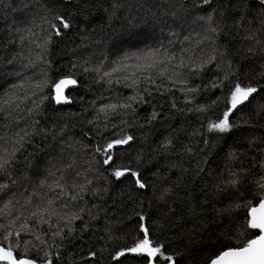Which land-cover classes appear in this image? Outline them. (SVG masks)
I'll use <instances>...</instances> for the list:
<instances>
[{
    "label": "snow or ice",
    "instance_id": "6c2138e0",
    "mask_svg": "<svg viewBox=\"0 0 264 264\" xmlns=\"http://www.w3.org/2000/svg\"><path fill=\"white\" fill-rule=\"evenodd\" d=\"M13 2L0 0L5 19ZM144 3L45 0L40 25H8L6 33L0 29V37H9L0 39L5 52L0 57V88L4 89L0 116L6 122V135L0 137V264H123L126 260L180 264L194 247L199 246L197 251L208 247L201 244L205 233L216 236L220 250L204 264H264V135L259 134L264 131V0H164L157 10L133 15V5L142 8ZM253 3L260 9L257 27H253L257 16L249 20ZM97 16L99 29L93 26ZM36 27L42 35L39 43L33 38ZM157 28L159 35H145ZM74 29L83 51H88L84 41L94 48L80 61L83 72H94L93 83L108 92L115 88L116 94L102 95L99 100L108 102L98 108V100L90 102L95 114L86 124L91 132L82 135H94L96 140L80 144L89 155L87 167L69 182L65 169L74 167V162L63 167L55 163L57 140L73 147V142L63 139L66 125L58 129L55 124L42 125V118L50 104L76 103L67 92L81 82L78 63L61 73L47 56L49 46ZM241 30L245 33L241 43L249 44L242 55L232 51ZM25 41H30L27 55ZM33 44L39 52H32ZM93 58L97 63L89 67ZM257 60L262 62L257 65ZM214 64L215 74L204 82ZM40 65L35 83L24 78ZM120 87L131 94L123 96ZM177 92L183 94L179 103ZM165 96L171 100L168 112L153 110L146 123H139L138 106ZM201 98L207 102L201 103ZM245 110L246 117L233 119ZM190 113L196 115L198 127L175 153L178 137L171 133L156 147L147 146L159 118ZM109 117H119L118 122ZM20 123L25 124L23 129ZM11 129L15 131L9 137ZM181 129L187 131L183 122L174 131ZM137 131L142 134L139 138ZM193 139L198 141L195 146ZM138 144L135 155L128 151ZM226 144L227 161L243 162L250 156L251 164L229 167L226 174L225 169H213L212 158ZM28 147L33 151L25 156ZM172 154L182 158L169 169H179L176 181L167 173L161 176L164 169L154 162ZM185 158L190 161L188 168L183 165ZM149 166L156 168L151 183L145 176ZM129 205L131 215H118L121 207ZM133 216L137 226L128 228L125 220L131 222ZM78 243L89 244L86 254Z\"/></svg>",
    "mask_w": 264,
    "mask_h": 264
},
{
    "label": "trees",
    "instance_id": "16d2710c",
    "mask_svg": "<svg viewBox=\"0 0 264 264\" xmlns=\"http://www.w3.org/2000/svg\"><path fill=\"white\" fill-rule=\"evenodd\" d=\"M163 1V0H161ZM23 0H20L19 3H17V0H14L12 3V8L8 10L7 12V19H5V14L3 12H0V29H3L6 33L8 25H15L16 23L12 22L11 17H12V9H21L24 7V5H21ZM67 3L68 0H65ZM151 2L150 5L148 3ZM149 2L145 3L146 7L150 8H157L156 4H160L159 0L155 2V0H149ZM16 3V5H15ZM37 7L41 10V12L38 15V21H40V17L43 15V6L45 5V0H36L35 1ZM154 3V4H153ZM15 5V6H14ZM148 5V6H147ZM144 8V6H143ZM142 8L138 6H133V15L139 13ZM260 9L259 7L253 3L251 7V14L249 16V20L252 19L253 16H257V24H254L253 27L258 26V13ZM29 12L32 13V10ZM27 15V14H26ZM41 21L38 22V25H40ZM93 26H95L97 29L100 28V18L97 16L93 20ZM116 27L119 28L120 24L117 23ZM15 28L16 27L15 25ZM15 28L13 31H15ZM38 30V29H33ZM160 29L157 28L156 31H159ZM233 32L235 33V29H233ZM167 32H165L166 34ZM244 31L241 30L239 33V37H237L236 41L233 43L232 46V51H237L239 50V53L242 55L244 53V50L249 47V44L247 41H244L241 43L240 38L244 36ZM183 37H181L182 39ZM0 39L7 40L9 37L5 34L3 37H0ZM30 41H25L24 42V53L27 55L29 52L28 44ZM224 39L220 40L221 44H224ZM144 45V44H142ZM82 41L80 38V34L78 30L74 29L72 32H69L65 38L61 41L56 42L54 45H50L48 49L47 56L48 58L52 61L54 64L55 68L59 69L61 73L65 72L68 67H71V64L73 62H76L77 60V55L78 51L82 50ZM18 48V46H16ZM83 47H88V51H86V54H90L94 51V48L89 47L88 41L85 43L83 42ZM80 49V50H79ZM16 48L13 49L15 51ZM31 50L32 52H35V45H31ZM5 52L3 49V46L0 45V57L4 56ZM11 55V52L9 53ZM98 55V54H97ZM33 58H35L33 56ZM38 62V61H37ZM243 62V61H242ZM262 61L257 60L256 64L259 65ZM97 63V59L93 58L92 63L88 65L89 67L95 65ZM78 68L76 69L77 72L80 73V83L78 87L74 91L67 92V94L72 97L76 103L70 104V105H55V104H50L46 107L45 112H44V117L42 118V125L46 124L47 126L51 127L52 125H56L57 129L59 127L65 126L66 125V135L64 136V141H71L73 142V147L71 148H66V144L63 143L60 140H57L56 146H62L64 148L69 149L68 155L64 162L62 161V158L59 159V162L56 163L57 167H63V164L67 163H72L74 162V167L65 169L67 173V179L69 182H71L75 178V173L77 171H80L83 173V170L85 167H87L86 161L89 159V155L83 151L80 150V144H89V143H95L96 137L94 135H89L87 137L83 136L82 133L84 131H89L91 132V126H88L86 124V121L88 119H91L93 115L95 114L93 109L91 107H88L90 102L93 100H98V103L96 104V107H99V103H102L103 100H99V98L103 96H109L112 97L115 95V88H113L112 92L105 91L103 86H97L96 84L93 83V80L95 79V73H84L83 68L84 64L80 63L78 64ZM247 67V64H245ZM216 65L210 66L209 72L203 77L204 82H207L212 78V75H214V69ZM33 71V70H32ZM31 72H27L24 74V78L30 77L32 75ZM222 74V73H221ZM56 77H53L55 79ZM36 80L34 79L32 83H35ZM7 87V85H5ZM29 86L26 84L25 89H27ZM89 87L91 88V91H89ZM119 87V86H115ZM119 92L123 96H128L131 94L130 89H125L120 87ZM4 94V89L0 88V97H3ZM20 94H23V90H21ZM176 95L179 97V102L183 101V94L177 92ZM81 97H83V103L80 102ZM201 103H206L207 101L202 99L200 100ZM170 103L171 100L168 98V96H165L163 99L157 97L153 103L150 104H143L139 105L137 108V113H138V122L139 123H146L147 117L152 113L153 110H155L157 113L161 112V109L163 108L164 112H168L170 108ZM30 106V105H29ZM88 107V111L85 113L83 111L84 108ZM247 116V111L245 110L244 112H237L236 115L233 117L234 120H240L241 117H246ZM109 119L112 120V123H117L119 117H109ZM182 122L184 123V128L187 129L185 132L183 129H181L179 132L174 131L175 129H179L181 127ZM99 123L103 125L104 119L103 115L100 117ZM5 124L6 122L3 121V117L0 116V137H3L6 135L5 133ZM25 126L24 123L19 124V128L23 129ZM198 127V121L197 117L195 114H188L187 117H176L175 119L169 117H161L159 118L155 124L153 125L151 129V135L147 138V146L148 147H156L157 144L163 141L164 137L169 136L171 133L174 137H178V140L175 143V148L172 149V152L175 153L183 144H186L189 142V136L193 130V128ZM12 131H15V129H11L10 131L7 132V136H11ZM147 131V129H145ZM260 135H264V131H261L259 133ZM137 137H141V132L137 131L136 132ZM49 143H52V138L49 136L48 138ZM79 142V143H77ZM193 146L197 144V140L193 139L192 141ZM201 146H202V142ZM231 143V140L228 141V144ZM228 144L224 145L223 149L216 153V155L212 158V163L211 167L217 171L220 169H225V174L227 173V169L229 167L238 169L241 164L243 163L244 167H248L249 164H251V157L249 156V159L247 161H234V162H229L226 160L225 153L228 151ZM3 145V141H0V146ZM138 145H134L132 149H128V151L132 152L133 155H135L136 150L139 148ZM8 147H11V144L8 145ZM41 147H43V144H41ZM33 149L32 147L27 148V152L24 154L25 156L27 153L32 152ZM120 153L117 152V155ZM161 157H163V152L161 153ZM157 157V160L154 162H157V166L162 167L164 170L161 171V176H164L166 173L168 176H170L172 181H176L178 176L180 175L179 169H169L171 168V165L174 163H179L180 160L182 159L180 156H177L175 154L169 155L167 157L161 158ZM24 156L20 157V160L23 161ZM63 162V163H62ZM127 163V161H125ZM183 165L185 168H188L190 165V161L187 160L186 158L183 159ZM191 166L194 168L195 163H192ZM156 171L155 167L149 166L148 170L145 172V176L148 178L149 182H152V173ZM124 183H127L124 181ZM204 181L201 180L199 186H203ZM148 193L151 194V189L148 190ZM110 203V201H109ZM225 203H227V200H225ZM0 206H2V201H0ZM218 207L220 205H217ZM131 209L132 205H129L127 209L121 207L120 213L118 215L127 217L131 215ZM241 222L243 221V216L240 217ZM103 221H101L102 225ZM125 223H127L128 228H133L137 226V217L133 216L131 219V222H128L125 220ZM226 223V222H225ZM235 227V226H234ZM213 232L215 230H212ZM91 235V233H89ZM87 240V237L84 238ZM232 243L235 244L236 241L235 239L232 240ZM201 244H207L208 247H203L202 250L197 251L196 248L199 246H196L193 248L192 254L190 257H186L185 260L181 261L180 264H204V260L206 258H210V256L220 250V244L216 241V236L214 234H209L205 233L201 240ZM215 244V247H212V245ZM173 247L175 248L176 245L173 244ZM77 248L81 249L85 254L87 252V249L89 248L88 243H83L77 244ZM69 251H73L72 249H69ZM67 256V253H65ZM59 264V261L57 262ZM123 264H137L136 261L132 260H126L123 261Z\"/></svg>",
    "mask_w": 264,
    "mask_h": 264
},
{
    "label": "rangeland",
    "instance_id": "374dc122",
    "mask_svg": "<svg viewBox=\"0 0 264 264\" xmlns=\"http://www.w3.org/2000/svg\"><path fill=\"white\" fill-rule=\"evenodd\" d=\"M19 1L20 0H17V3H19ZM35 1L36 0H23L21 5H28L27 8H25V7L21 8V9L14 8V9H16L15 11H13V9H12V13L13 14H12L11 20H12V22L16 23L15 24L16 27H18V28H26V27L30 26L32 23H35L36 25H38V22H40V21H38V15L41 12V10L39 9V7H37ZM156 1L157 0H155V2ZM147 2H149V0H146V3ZM159 2H160V4H156V5H163L164 0L163 1L159 0ZM150 4H151V2L148 3V5H150ZM15 5H16V3H15ZM133 6H137V4H134ZM143 6H144V8L142 7L143 10H141L139 12V15H141V16L144 15V11L145 10H153V11L157 10V8H150L149 9V7H146L145 3H144ZM30 10H32V13L29 12ZM34 29H38V30H34L33 31V32L36 33V36L33 37V38L36 39V43H39L40 40L42 39L40 28L36 27ZM165 32H167V31H165ZM165 32L163 33L164 37L167 36V33L165 34ZM159 34H160V30L156 31L155 33H152L151 31H148V32L145 33V35H159ZM85 43H87V41H85ZM137 47L143 48L144 45L137 44ZM35 50H36L35 52H39L40 51L36 47H35ZM205 51L206 52L208 51L207 47H205ZM35 52H33V53H35ZM85 52L86 51H83V50L78 51L76 63L80 64V61H82L83 59L88 58L90 56V54H86ZM37 64L39 65V61L37 62ZM41 70H42V65L37 66V67H35L33 69L32 75L30 77H27V75H26L25 78L31 80V82H32L34 80V79H32L33 73H35V79H39V73L41 72ZM115 94H116V92H115ZM107 102L108 101H104V100L102 101V103H107ZM112 102H115V101L113 100ZM62 148L64 149L63 151H61ZM66 148H68L67 144H66ZM66 148H64L62 146H56V148H55V163H58L60 158H62V161L64 162V160L66 159V157L68 155V152H69V149L66 150Z\"/></svg>",
    "mask_w": 264,
    "mask_h": 264
}]
</instances>
